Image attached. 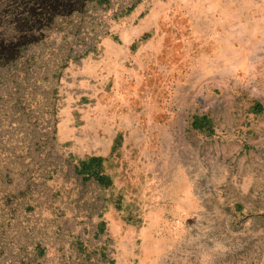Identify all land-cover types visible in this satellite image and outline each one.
<instances>
[{
	"label": "rangeland",
	"instance_id": "1",
	"mask_svg": "<svg viewBox=\"0 0 264 264\" xmlns=\"http://www.w3.org/2000/svg\"><path fill=\"white\" fill-rule=\"evenodd\" d=\"M33 1L0 0V264H264V0Z\"/></svg>",
	"mask_w": 264,
	"mask_h": 264
},
{
	"label": "trees",
	"instance_id": "2",
	"mask_svg": "<svg viewBox=\"0 0 264 264\" xmlns=\"http://www.w3.org/2000/svg\"><path fill=\"white\" fill-rule=\"evenodd\" d=\"M87 0H34L33 2V6H37V12H36V16L38 19V22H42L43 20L47 19V17L52 16L55 13H58V11L60 9H63V13H70L72 11H74L77 7H79L80 5H84V2ZM99 160L94 158L91 160L90 164L91 166H98L99 165ZM86 163L82 162L81 163V168H80V172L83 174H87L86 173ZM98 168V167H97ZM102 171L99 170L97 173H94L93 175L96 177H99L100 180H104L106 179V177L102 174ZM90 176V175H89ZM108 186H110V182H108L107 184ZM100 229L101 232H104V223H102L101 225H99L98 227ZM86 258H90V256H87ZM106 254L101 253V256L99 258V261H102L101 263L104 264V262H106ZM104 261V262H103ZM109 262V261H108ZM109 264H113L112 261L109 262Z\"/></svg>",
	"mask_w": 264,
	"mask_h": 264
},
{
	"label": "clouds",
	"instance_id": "3",
	"mask_svg": "<svg viewBox=\"0 0 264 264\" xmlns=\"http://www.w3.org/2000/svg\"><path fill=\"white\" fill-rule=\"evenodd\" d=\"M201 260H202V264H203V257L201 258Z\"/></svg>",
	"mask_w": 264,
	"mask_h": 264
}]
</instances>
